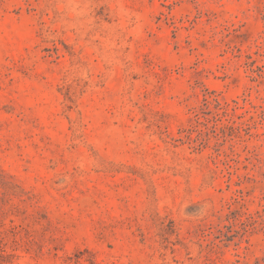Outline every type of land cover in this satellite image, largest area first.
<instances>
[{
	"label": "rangeland",
	"instance_id": "rangeland-1",
	"mask_svg": "<svg viewBox=\"0 0 264 264\" xmlns=\"http://www.w3.org/2000/svg\"><path fill=\"white\" fill-rule=\"evenodd\" d=\"M0 264H264V0H0Z\"/></svg>",
	"mask_w": 264,
	"mask_h": 264
}]
</instances>
